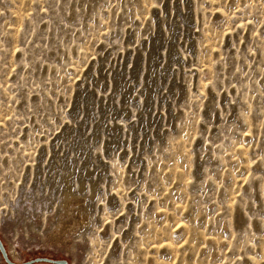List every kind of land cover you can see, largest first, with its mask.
<instances>
[{"label": "rangeland", "instance_id": "374dc122", "mask_svg": "<svg viewBox=\"0 0 264 264\" xmlns=\"http://www.w3.org/2000/svg\"><path fill=\"white\" fill-rule=\"evenodd\" d=\"M0 240L264 264V0H0Z\"/></svg>", "mask_w": 264, "mask_h": 264}, {"label": "water", "instance_id": "95a60500", "mask_svg": "<svg viewBox=\"0 0 264 264\" xmlns=\"http://www.w3.org/2000/svg\"><path fill=\"white\" fill-rule=\"evenodd\" d=\"M0 247L2 249V252H3V255L5 256L6 260L10 263V264H29L30 262H24V263H16V262H13L11 261L9 258H8V254L6 252V249L5 247L3 246L1 240H0ZM38 260H51V261H54L56 263H62V264H69L67 260H52V259H49V258H39Z\"/></svg>", "mask_w": 264, "mask_h": 264}, {"label": "bare ground", "instance_id": "6f19581e", "mask_svg": "<svg viewBox=\"0 0 264 264\" xmlns=\"http://www.w3.org/2000/svg\"><path fill=\"white\" fill-rule=\"evenodd\" d=\"M72 200H73V199H72ZM78 207H79V206H78ZM75 209H76V208H75ZM83 209H84V208H83L82 206H80L79 211H80L81 215L83 214ZM73 213H74V212H73ZM86 213H87V212H86ZM80 218H81V216H80ZM81 219H82V223H83V224H86L85 221H84V219H83V218H81ZM78 221H79V220H78ZM86 222H87V220H86ZM80 224H81V223H80Z\"/></svg>", "mask_w": 264, "mask_h": 264}, {"label": "flooded vegetation", "instance_id": "af4514ba", "mask_svg": "<svg viewBox=\"0 0 264 264\" xmlns=\"http://www.w3.org/2000/svg\"><path fill=\"white\" fill-rule=\"evenodd\" d=\"M52 263H54V262H52ZM56 264H62V263H56Z\"/></svg>", "mask_w": 264, "mask_h": 264}]
</instances>
